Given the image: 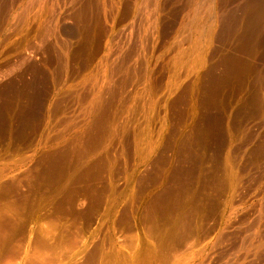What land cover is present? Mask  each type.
Instances as JSON below:
<instances>
[{"label": "rangeland", "instance_id": "rangeland-1", "mask_svg": "<svg viewBox=\"0 0 264 264\" xmlns=\"http://www.w3.org/2000/svg\"><path fill=\"white\" fill-rule=\"evenodd\" d=\"M154 1L0 0V264H240L255 248L264 0H220L213 22L208 0ZM185 150L205 160L179 207Z\"/></svg>", "mask_w": 264, "mask_h": 264}, {"label": "bare ground", "instance_id": "bare-ground-1", "mask_svg": "<svg viewBox=\"0 0 264 264\" xmlns=\"http://www.w3.org/2000/svg\"><path fill=\"white\" fill-rule=\"evenodd\" d=\"M151 1H152V0H151ZM153 1H154V0H153ZM159 1H161V0H156V8H158V6H159V3H158ZM197 1H198V0H197ZM218 1H220V0H208V1L205 3V5H204V6L206 7V10H207L208 14H209V17H211V19H212L211 22H213V19L216 18L217 10H219V12H220V9H221V12H222V8H223L222 6H221L222 8H219V9H218V4H217ZM43 2H45V1H43ZM154 2H155V1H154ZM145 3H146V2H145ZM151 3H152V2H151ZM193 3H194V2H193ZM193 3H191V4H193ZM40 4H41V3H40ZM149 4H150V3H149ZM194 4H195V3H194ZM203 4H204V3H203ZM225 4H226V1H225ZM45 5H46V3H45ZM151 5H152V4H151ZM142 6H143V5H142ZM189 6H190V5H189ZM194 6H195V5H194ZM223 6H224V5H223ZM226 6H227V5H226ZM139 7H140V6H139ZM144 7H145V6H144ZM148 7H149V6H148ZM150 7H152V6H150ZM191 7H192V6H191ZM200 7H201V6H200ZM202 7H203V6H202ZM205 7L202 8V10L205 9ZM219 7H220V6H219ZM152 8H153V7H152ZM136 9H137V8H136ZM193 9H194V8H193ZM197 9H199V8H197ZM199 10H200V9H199ZM202 10H201V11H202ZM150 11H152V9H151ZM203 11H204V10H203ZM190 12H191V11H190ZM221 12H220V13H221ZM225 12H226V11H225ZM154 13H155V12H154ZM156 13H157V12H156ZM201 13H202V12H201ZM201 13H200V14H201ZM205 14H206V12H205ZM205 14H204V16H205ZM153 15H155V14H153ZM190 15H191V14H190ZM192 15H193V14H192ZM197 15H199V14H197ZM150 17H152V16H150ZM207 17H208V16H207ZM209 17H208V18H209ZM197 18H198V17H197ZM199 18H200V17H199ZM199 18H198V19H199ZM191 19H192V18H191ZM195 19H196V18H195ZM202 19H203V18H202ZM205 19H206V18H205ZM209 19H210V18H209ZM199 20H200V19H199ZM206 20H207V19H206ZM149 21H150V20H149ZM191 21H192V20H191ZM201 21H202V20H201ZM201 21H199V22H201ZM216 21H217V20H216ZM153 22H154V21H153ZM185 22H186V21H185ZM194 22H195V21H194ZM143 23H144V22H143ZM190 23H191V22H190ZM192 23H193V22H192ZM195 23H197V21H196ZM214 23H215V22H214ZM152 24L154 25V23H152ZM197 24H200V23H197ZM201 24H203V23H201ZM155 25H156V24H155ZM191 25H192V24H191ZM203 25H205V24H203ZM184 26H185V25H184ZM196 26H197V25H196ZM200 26H202V25H200ZM207 26H208V25H207ZM152 27H153V26H152ZM192 27H193V26H192ZM192 27H191V28H192ZM210 27L213 28V26H211V25H210ZM194 28H195V27H193V29H194ZM199 28H200V27H199ZM196 29H197V28H196ZM187 30H188V29H187ZM188 31H189V30H188ZM201 31H202V30H201ZM205 32H206V31H205ZM208 32H209V31H208ZM199 33H200V32H198V34H199ZM184 34H185V33H184ZM193 34H194V33H193ZM207 34H208V33H207ZM188 35H189V34H188ZM200 35H201V34H200ZM210 35H211V34H210ZM212 35H213V34H212ZM193 37H194V36H193ZM196 37H197V36H196ZM191 38H192V37H191ZM187 39H188V37H187ZM189 39H190V38H189ZM192 39H193V38H192ZM202 39H206V38H202ZM212 39H213V38H212ZM197 40H199V38H198ZM206 40H208V39H206ZM191 41H192V40H191ZM193 41H194V40H193ZM199 42H200V40H199ZM199 42H198V43H199ZM201 42H202V41H201ZM190 43H192V42H190ZM196 43H197V41H196ZM208 43L210 44V41H209V40H208ZM200 44H201V43H200ZM212 44H213V43H212ZM181 46H183V45H181ZM190 46H191V45H190ZM205 46H207V45H205ZM210 46H211V45H210ZM195 47H196V45L194 46V48H195ZM199 47H200V46H199ZM208 47H209V46H208ZM210 48H211V47H210ZM210 48H209V49H210ZM197 49H198V48H197ZM202 49H203V48H202ZM209 49H208V50H209ZM178 50H179V48H178ZM192 51H193V49H192ZM128 52H129V51H128ZM195 52H196V51H195ZM182 53H183V52H182ZM184 53H185V52H184ZM206 53H207V52H206ZM262 53H263V52H262ZM132 54H133V52H132ZM177 54H178V53H177ZM188 54H189V53H188ZM191 54H192V53H191ZM127 55H128V54H127ZM185 56H186V55H185ZM185 56H184V58H185ZM201 56H202V55H201ZM206 56H207V55H206ZM110 57H111V56H110ZM179 57H180V56H179ZM193 57H194V56H193ZM196 57H197V56H196ZM261 57H262V56H261ZM130 58H131V57H130ZM132 58H133V57H132ZM191 58H192V57H191ZM263 58H264V57H263ZM179 59H180V58H179ZM179 59H178V60H179ZM194 59H195V57H194ZM202 60H203V59H202ZM204 60H205V59H204ZM262 60L264 61V59H262ZM179 62H180V61H179ZM189 62H190V61H189ZM259 62H260V61H259ZM185 63H186V62H185ZM187 63H188V62H187ZM194 63H195V61H194ZM182 64H183V63H182ZM198 64H199V63H198ZM200 64H201V63H200ZM258 64H259V63H258ZM258 64H257V65H258ZM123 65H124V64H123ZM192 65H193V61H192ZM259 65H260L259 67H256V66L254 65L256 68L254 69L253 72H254L255 75L258 77V79H256L255 86H254L253 84H252V86L256 87V91L260 94V92L264 91V89H263L264 86H262V84L264 85V66H262L263 63H262V65H261V63H260ZM178 66H180V65H178ZM185 66H186V64H185ZM198 66H199V65H198ZM202 66H203V65H202ZM117 67H118V68L120 67L119 64L117 65ZM117 67H116V68L114 67V68L117 69ZM187 67H189V65H188ZM200 67H201V66H200ZM123 68H124V67H123ZM125 68H127V66H126ZM180 68H182V66H181ZM185 68H186V67H185ZM191 68H192V67H191ZM194 68H195V67H194ZM194 68H192V69H194ZM109 69H110V67H109ZM119 69H121V68H119ZM176 69H177V68H176ZM195 69H196V68H195ZM197 69H198V68H197ZM107 70H108V69H107ZM113 70H114V69H113ZM121 70H122V69H121ZM183 70H184V69H183ZM115 71H116V70H115ZM128 71H129V70H128ZM117 72H120V71L117 69ZM122 72H124V69H123V71H121V74H122ZM125 72H126V70H125ZM184 72H185V71H184ZM243 72H244V71H243ZM247 72H248V71H247ZM247 72H245L244 74L241 75L242 78H239V80H240V79L242 80V81H241V85H242V88L244 89L243 91H245L246 84H247V74L250 73V71H249L248 73H247ZM253 72H252V73H253ZM114 73H115V72H114ZM133 73H134V72H133ZM94 74H95V73H94ZM115 74H117V73H115ZM118 74H120V73H118ZM125 74H127V73H124V75H125ZM107 75H108V74H107ZM112 75H113V73H112ZM248 75H249V74H248ZM95 76H96V75H95ZM118 76H119V75H117L116 77H118ZM119 77H120V76H119ZM125 77H126V76H125ZM123 78H124V77H123ZM108 80H109V79H108ZM123 81H124V80H123ZM109 82H110V81H109ZM109 82H108V83H109ZM112 82H113V81H112ZM94 83H95V82H94ZM118 83H119V82H118ZM253 83H254V82H253ZM96 84H97V82H96ZM96 84H94V85H96ZM110 84H111V83H110ZM110 84L107 85V88H108V86H109ZM116 84H117V82H116ZM94 85H93V86H94ZM112 85H115V84H112ZM112 85H111V86H112ZM177 85H178V84H177ZM146 86H147V85H146ZM250 86H251V84H250ZM94 88H96V87H94ZM96 89H97V88H96ZM96 89H94V90L92 89V92L90 93V95H93V94H94L93 91H97V90H99V89H97V90H96ZM108 89H109V88H108ZM108 89H106V90H107V91H106V94H107L108 91H110V90H108ZM149 89H151V88H148V90H149ZM102 90H103V89H102ZM116 90H117V89H116ZM88 91H89V90H88ZM246 91H247V90H246ZM97 92H98V91H97ZM97 92H95V93H97ZM111 92H112V90L110 91V93H111ZM113 92H116V91H113ZM117 92H118V91H117ZM102 93H103V91H102ZM104 93H105V92H104ZM250 93H251V92H250ZM262 93H263V92H262ZM114 94H115V93H114ZM114 94H113V95H114ZM85 95H86V94H85ZM109 95H110V94H109ZM117 95H118V94H117ZM75 96H76V95H75ZM83 96H84V95H83ZM99 96H100V95H99ZM99 96H97V97L95 96V99H94V97L92 96L93 99H94V102H93V106H92V107H94L95 104H97V103L99 102L100 97L103 96V95L101 94V96H100V97H99ZM106 96H107V95H106ZM106 96L104 95L103 97L105 98ZM251 96H252V95H251ZM89 97H90V96H89ZM103 97H102V98H103ZM107 98L110 99V98H111V95H110V98H109L108 96L106 97V99H107ZM112 98H113V96H112ZM112 98H111L110 100H112ZM115 98H116V97H115ZM118 98H119V97H118ZM88 99L90 100V98H88ZM88 99H87V100H88ZM250 99L252 100V98H250ZM258 99H259V97H258ZM258 99H257L255 96H254V98H253L254 102H258ZM110 100H109V101H110ZM251 100H249V101H251ZM80 102H81V101H80ZM212 102H213V101H212ZM217 102H218V101H217ZM88 104H89V103H88ZM88 104H87V105H88ZM245 104H246V103H245ZM221 105H222V104H221ZM88 106H89V105H88ZM218 106H219V105H218ZM244 106H245V105H244ZM246 106H248V104H246ZM255 106H256V105H255ZM81 108H82V107H81ZM83 108H84V106H83ZM127 108H128V107H127ZM85 109H86V111L88 110L87 112H89V110H90V109H87V108H85ZM93 109H94V108H93ZM80 110H81V109H80ZM123 110H124V109H123ZM125 110H126V109H125ZM128 110H129V109H128ZM126 111H127V110H126ZM87 112H85V113H87ZM122 112H123V111H122ZM85 115H86V117L88 116L87 114H85ZM91 115H92V114H91ZM184 115H185V113H184ZM250 115H251V114H250ZM186 116H187V115H186ZM78 117H79V116H78ZM83 117H85V116H83ZM119 117H120V116H119ZM183 117H184V116H183ZM177 118H179V117H177ZM180 118H181V117H180ZM180 118H179V120H180ZM210 118H211V117H210ZM72 119H73V118H72ZM84 119H87V118H84ZM98 119H99V116H98ZM98 119H97V120H98ZM187 119H188V118H186V120H187ZM87 120H88V119H87ZM115 120H116V122H117V119H115ZM205 120H206V119H205ZM92 121H93V119H92ZM99 121H100V120H99ZM102 122H103V120H102ZM212 122L214 123L215 121H212ZM216 122H217V121H216ZM106 123H107V121H106ZM180 123H181V120H180ZM182 123H184V121H183ZM200 123H201V122H200ZM210 123H211V121H210ZM210 123H208V124H210ZM213 123H212V124H213ZM66 124H67V123H66ZM100 124H101V123H100ZM102 124H103V123H102ZM107 124H108V126L110 125L109 123H107ZM111 124H112V126H113V123H111ZM212 124H211L210 126H214V125H216V124H214V125H212ZM218 124H219V123H218ZM218 124H217V125H218ZM121 125H122V124H121ZM217 125H216V126H217ZM104 126L106 127V125H104ZM108 126H107V127H108ZM175 126H177V125H175ZM200 126H201V124H200ZM206 126H207V125H206ZM218 126H219V125H218ZM99 127H100V126H99ZM178 127H179V126H178ZM222 127H223V126H222ZM100 128H101V127H100ZM198 128H199V127H198ZM206 128H207L208 131H209V132H208L209 136H213V137H214V135H215L214 132L219 130L218 127L216 128L215 131H212L213 129L211 130V129L209 128V126L206 127ZM211 128H213V127H211ZM104 129H107V128H104ZM110 129H112V128H110V126H109V130H108V129H107V130L110 132ZM119 129H120V128H119ZM119 129H118V131H119ZM122 129H123V128H122ZM177 129H178V128H177ZM209 129H210V130H209ZM214 129H215V128H214ZM217 129H218V130H217ZM107 130H106V131H107ZM112 130H113V129H112ZM199 130H200V128H199ZM203 130H204V129H202V131H203ZM220 130H221V129H220ZM108 131H107V132H108ZM114 131H115V130H114ZM114 131H113V132H114ZM244 131H245V130H244ZM97 132H99V130H98ZM103 132H104V131H103ZM107 132H106V133H107ZM111 132H112V131H111ZM111 132L108 133V134H111ZM113 132H112V134H113ZM119 132H120V131H119ZM225 132H226V131H225ZM100 133H101V132H100ZM116 133H117V132H116ZM171 133H172V132H171ZM171 133H170V134H171ZM219 133H222V132L220 131ZM245 133H246V132H245ZM112 134H111V135H112ZM182 134H183V133H182ZM203 134H204V133H203ZM96 135H97V134H96ZM175 135H177V134H173V135L171 134L170 136H175ZM183 135H184V134H183ZM165 136H166V135H165ZM168 136H169V134H168ZM168 136H167V137H168ZM170 136H169V137H170ZM180 136H181V135H180ZM180 136L177 135V136H176L177 138H172V139H175V141H177L176 139H179L178 137H180ZM186 136H188V134H186ZM189 136H190V135H189ZM203 136H206V135H203ZM218 136H219V134H218ZM221 136H222V134H221ZM95 137H96V136H95ZM167 137H166V138H167ZM181 137H183V136H181ZM181 137H180V140H181ZM215 137H217V135H216ZM245 137H246V136H245ZM200 138H201V137H200ZM218 138H220L219 140H221V137H217V139H218ZM167 139H169V138H167ZM182 139H183V138H182ZM187 139H189V137H188V138L186 137V141L188 142ZM190 139H191V144H192L193 137H192V138L190 137ZM247 139H248V138H247ZM98 140H99V139H98ZM184 140H185V138L183 139V141H184ZM194 140H195V139H194ZM197 140H198V139H197ZM199 140H200V141H201V140H205V141H202L201 145H202L204 142H205V143L207 142L206 139H202V138H201V139H199ZM169 141H170V139L168 140V142H169ZM171 141H172V140H171ZM173 141H174V140H173ZM175 141H174V142H170V144L172 145L173 143H175ZM200 141H199L198 143H200ZM217 141H218V140H217ZM163 142H164V141H163ZM166 142H167V141H165V143H166ZM168 142H167V143H168ZM178 142H179V141H178ZM181 142H182V141H181ZM195 142H196V141H194L193 143H195ZM211 142H212V141H211ZM215 142H216V141H215ZM165 143H164V144H165ZM189 143H190V142H189ZM198 143H197V144H198ZM205 143H204V145H205ZM208 143H209V144H208V145H209L208 147H214L213 144L210 145V142H208ZM213 143H214V142H213ZM218 143H219V141L217 142V144H218ZM164 144H163V145H164ZM168 144H169V143H168ZM170 144L168 145L169 147H170ZM206 144H207V143H206ZM194 146H195V145H194ZM196 146H197V145H196ZM196 146H195V147H196ZM262 146H263V145H262ZM171 147L173 148V147H174V144H173ZM175 147L177 148V146H175ZM179 147H180V148H181V147L183 148L184 146H181V144H179ZM191 147H193V146H191ZM198 147H199V146H198ZM198 147H196V149H197ZM204 147H206V145H205ZM217 147H218V146H217ZM260 147H261V146H260ZM260 147H259V148H260ZM180 148H178V149H180ZM182 148L180 149L181 151H182ZM189 148H190V146H189ZM206 148H207V147H206ZM83 149H84V148H83ZM173 149H174V148H173ZM178 149H177V150H178ZM183 149H185V148H183ZM196 149H195V150H196ZM202 149H203V148H202ZM222 149H223V148H222ZM234 149H235V148H234ZM60 150H61V149H60ZM81 150H82V149H81ZM166 150H167V147L164 146L163 154H162V153H160V154L164 155L165 152H166ZM197 150H198V149H197ZM197 150H196V151H197ZM199 150H200V149H199ZM203 150H204V149H203ZM241 150H242V149H241ZM262 150H263V148H262ZM77 151H78V150H77ZM83 151H84V150H83ZM181 151H180V152H181ZM183 151H184V150H183ZM185 151H186V150H185ZM55 152H56V151H55ZM61 152H63V151H61ZM84 152H85V151H84ZM174 152H175V151H174ZM174 152H173V153H174ZM177 152H178V151H177ZM186 152H187V151H186ZM199 152H200V151H199ZM255 152H257V151H255ZM59 153H60V152H59ZM67 153H68V152H67ZM69 153H70V152H69ZM168 153H169V152H168ZM183 153H184V152H183ZM187 153H188V155L186 154L187 157H185V159L188 161V167L184 168V166H183L184 169H183V168H182V169H178V168L180 167V166H179V167L177 168L178 171L175 172V175H176V176H177V175H178V176H179V175L181 176L180 179L178 178V179H179L178 181H181V182H180V183L176 182V183H175V186L172 188V192L169 193V195L172 194L171 197H172V196L174 197V202H175V203L177 202V205H178L179 199H180L181 197L185 196V195H186V197H187V196H188L187 194H189V193L191 192V189L194 188V187L192 188V185H191L190 183H188V182H187V183H186V182L184 183V182H182V181H191V179L194 178V177L197 175V172H198L199 167H200V166H199V163H200V162H199V160L197 159V157L200 159L201 154L199 153L200 155L198 154L199 156H196V155H194L195 153H194L193 151H192L190 154H189V152H187ZM197 153H198V151H197ZM220 153H221V152H220ZM46 154H47V153H46ZM49 154H50V153H49ZM51 154H52V153H51ZM56 154H57V153H56ZM79 154H80V153H79ZM84 154H85V153H83V155H84ZM177 154L180 155V153H177ZM203 154H204V153H203ZM210 154H211V153H210ZM217 154H218V156H219V152H218ZM61 155L63 156V154H61ZM81 155H82V154H81ZM168 155H169V154H168ZM186 155H185V153H184V156H186ZM207 155H209V154H207ZM220 155H221V154H220ZM253 155H255V154H253ZM173 156H174V155H173ZM181 156H182V154H181L179 157H181ZM203 156H204V155L201 156V159H202V160H203L204 157H205V156H204V157H203ZM255 156L257 157V154H256ZM63 157H64V156H63ZM63 157H62V160H63ZM76 157H77V156H76ZM175 157H176V156H175ZM175 157H174V159H175ZM59 158H60V157H59ZM210 158H212V157H210ZM249 158H250V157H249ZM253 158H254V157H253ZM253 158H251L252 161H255L258 157H257L256 159H254V160H253ZM50 159H51V158H50ZM83 159H84V158H83ZM172 159H173V158H172ZM177 159H178V158H177ZM206 159H208V158L206 157ZM251 159H250V160H251ZM55 160H56V159H55ZM59 160H60V159H59ZM169 160H170V159H169ZM175 160H176V159H175ZM204 160H205V159H204ZM49 161H51V160H49ZM64 161H65V158H64ZM66 161H67V159H66ZM176 161H177V160H176ZM178 161L180 162V159H179ZM178 161H177V162H178ZM182 161H183V160H182ZM182 161H181V162H182ZM58 162H59V161H58ZM76 162H78V161H76ZM170 162H171V161H170ZM204 162H205V161H204ZM51 163H52V162H51ZM53 163H54V162H53ZM55 163H56V162H55ZM62 163H63V162H62ZM62 163H61V164H62ZM209 163H210V162H209ZM49 164H50V163H49ZM162 164H163V163H162ZM166 164H167V166H168V160H167V163H166ZM170 164H171V163H170ZM201 164H202V162H201ZM53 165H54V164H53ZM175 165H178V163H176ZM182 165H185V164H182ZM54 166H55V165H54ZM56 166H59V165H56ZM68 166H69V165H68ZM81 166H83V165L81 164ZM167 166L165 165V168H166V169H167ZM203 166H205V165H203ZM172 167H173V166H172ZM181 167H182V166H181ZM181 167H180V168H181ZM91 168H92V167H91ZM174 168H175V166H174ZM174 168H173V169H174ZM86 169H87V168H86ZM89 169H90V168H89ZM173 169H172V170H173ZM175 169H176V168H175ZM161 170H162V169H161ZM200 170H201V169H200ZM248 170H249V169H248ZM42 171H43V170H42ZM164 171H165V170H164ZM242 171H243V170H242ZM43 172H44V171H43ZM43 172H42V173H43ZM172 172H173V171H172ZM47 173H48V172H47ZM63 173H64V172H63ZM162 173H163V172H162ZM162 173H161V171H160V174H162ZM164 173H165V172H164ZM164 173H163V174H164ZM206 173H207V172H206ZM206 173H205V174H206ZM212 173H213V172H212ZM212 173H211V174H212ZM258 173H259V172H258ZM171 174H172V173H171ZM55 175H56V174H55ZM66 175H67V174H66ZM66 175H65V176H66ZM165 175H166V174H165ZM165 175H164V176H165ZM173 175H174V174H173ZM201 175H202V174H201ZM50 176H51V175H50ZM164 176H163V177H164ZM170 176H172V175H170ZM188 176H189V178H190V176H192V178L189 180V179H188ZM207 176H209V175H207ZM214 176H217V175L214 174ZM257 176H258V175H257ZM173 177H174V176H173ZM199 177H200V174H199ZM56 178H57V177H56ZM62 178H63V177H62ZM167 178H169V177H167ZM210 178H213L212 175L210 176ZM214 178L216 179L217 177H214ZM245 178H246V177H245ZM263 178H264V173H262V174L259 173V179L261 180V179H263ZM54 179H55V178H54ZM64 179H65V178H64ZM58 180H60V179H58ZM164 180H165V179H164ZM171 180H172V179H170V180L168 179V181H171ZM172 181H173V180H172ZM174 181H175V180H174ZM207 181H208V180H207ZM216 181L218 182V180L216 179V180H214V183H215ZM256 181H258V179H256ZM261 181H262V180H261ZM60 182H61V181H60ZM232 182H233V181H231V183H232ZM243 182H244V181H243ZM165 183H166V182H165ZM208 183H209V182H208ZM244 183H245V182H244ZM257 183H258V182H257ZM255 184H256V183H255ZM259 184H260V183H259ZM213 185H214V184H213ZM160 186H161V185H160ZM249 186H250V185H249ZM253 187H254V186H253ZM214 188H215V187H214ZM238 188H239V186H238ZM249 188H250V187H249ZM263 188H264V187H263ZM168 189H169V188H168ZM168 189H167V193H168ZM162 190H163V189H162ZM162 190H161V191H162ZM193 190H194V189H193ZM193 190H192V191H193ZM245 190H246V189H245ZM250 190H251V189H250ZM263 191H264V190H263ZM261 192H262V189H261V191L259 192V195H260ZM164 193L167 194L166 192H164V190H163L162 192H160V203H162V205H163V206H161V209L163 208L162 211H163L164 209H166V207H164V203H166L164 200H165V198H166L167 195L165 196ZM190 194H191V193H190ZM226 194H227V193H226ZM188 197H191V196L189 195ZM196 198H197V197H196ZM208 198H209V197H208ZM219 198H220V197H219ZM219 198H218V199H219ZM188 199H189V198H188ZM188 199H187V201H190V200H188ZM191 201H195V199H194L193 196H192ZM169 202H170V201H169ZM169 202H168V203H169ZM185 202H186V201H185ZM172 203H173V202H172ZM172 203H170V205H168V204L166 203V205H167V206H171ZM186 203H187V202H186ZM186 203H185V204H186ZM185 204H184V205H185ZM235 204H236V203H235ZM166 205H165V206H166ZM173 205H175V204L173 203ZM177 205H176V206H177ZM180 205L182 206L183 204H181V202H180ZM180 205H178V206L180 207ZM187 205H188V204H187ZM189 205H190V204H189ZM173 207H175V206H173ZM179 207H177V208H178L177 210H175L176 208H175V209L173 208V209H174V212H175V211L177 212V211L179 210ZM187 207H188V206H187ZM189 207H190V206H189ZM189 207H188V209H189ZM207 207H208V206H207ZM227 207H228V206H227ZM259 207H261V208L263 207V208H264V201L260 202ZM168 208L172 210V208H170V207H168ZM168 208H167V210H168ZM182 208H184V207H182ZM161 209H160V212H161ZM206 209H207V208H206ZM228 209H229V208H228ZM184 210H187V209L184 208ZM190 210H192V209L190 208ZM196 210H197V209H196ZM260 210H261V209H259V214H258L257 219H256V221H257L258 223H259V221H262V219H263V212L260 211ZM164 212H165V210H164ZM170 212H172V211H170ZM174 212H173V213H174ZM190 212H191V211H190ZM228 212H229V211H228ZM232 212H233V210H232ZM161 213H162V212H161ZM167 213H169V210L167 211ZM181 213H182V212H181ZM224 213H225V212H224ZM226 213H227V212H226ZM174 214H175V213H174ZM174 214H173V215H174ZM183 214H184V216H185V213H183ZM183 214H181V215H182V218L184 217ZM211 214H212V213H211ZM161 215H163V213L160 214V216H161ZM173 215H172V216H173ZM224 215H225V214H224ZM163 216H164V215H163ZM168 216L170 217V215H168ZM168 216H167V217H168ZM175 216H178V215L175 214L174 217H175ZM179 216H180V215H179ZM190 216H191V215H189V218H190ZM226 216H227V215H226ZM191 217H192V216H191ZM230 217H231V216H230ZM230 217H229V218H230ZM184 218H186V217H184ZM234 218H235V217H234ZM176 219H177V218H176ZM176 219H174V220H176ZM172 220H173V219H172ZM174 220H173V221H174ZM177 220H178V219H177ZM191 221H192V218H191ZM191 221H190V222H191ZM230 221H231V220H230ZM230 221H229V222H230ZM232 221H234V220H232ZM237 221H238V219H237ZM190 222L188 223V225L190 224ZM226 222H228V221H226ZM196 223H197V222H196ZM234 223H235V222L231 223L227 229L225 228V229L227 230V232H224V233L222 234V235H223V238L226 239L227 236H229V235H228V233H229L228 231H229V230L231 231V230H233V229L235 228V224H234ZM238 223H239V222H238ZM186 224H187V222H186ZM259 224H260V226H258L259 232H258L257 234H256V233L254 234V235H257V240H256V241H253V243L250 242V243H252V245H254L255 248L253 249V251H252V250H251V251H247V250H246L247 252H246V253L243 255V257H241V259H240V260H241V263H240V264H264V222H263V223H259ZM226 225H227V224H226ZM252 226H253V225H252ZM254 226L256 227V223L254 224ZM176 227H177V226H176ZM186 227H187V226H186ZM224 227H225V226H224ZM173 228H174V227H173ZM184 229H185V228H184ZM189 229H190V228H189ZM258 229H257V230H258ZM214 230H215V229H214ZM223 230H224V229H223ZM211 231H212V230H211ZM224 231H225V230H224ZM244 231H245V230H244ZM255 231H256V230H255ZM191 235H192V234H191ZM208 236H209V235H208ZM219 236H220V235H219ZM220 237H221V236H220ZM241 238H242V237H241ZM185 239H187V238L185 237ZM229 239H230V238H229ZM173 240H174V239H173ZM221 240H222V239H221ZM221 240H220V241H221ZM245 240H246V239H245ZM247 243H248V242H247ZM247 243H245V246L247 245ZM242 245H243V244H242ZM248 245H249V244H248ZM252 245H250V246L252 247ZM242 248H243V247H242ZM243 251H244V249H243ZM248 253H249V254H248ZM250 253H252V255H250ZM240 260H239V262H240ZM233 264H234V263H233Z\"/></svg>", "mask_w": 264, "mask_h": 264}]
</instances>
